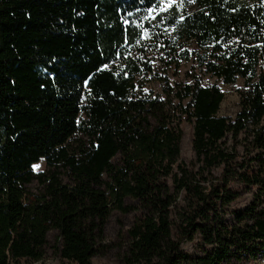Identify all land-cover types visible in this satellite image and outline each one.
Wrapping results in <instances>:
<instances>
[{
  "label": "trees",
  "instance_id": "obj_1",
  "mask_svg": "<svg viewBox=\"0 0 264 264\" xmlns=\"http://www.w3.org/2000/svg\"><path fill=\"white\" fill-rule=\"evenodd\" d=\"M193 2L0 0V264H264V0Z\"/></svg>",
  "mask_w": 264,
  "mask_h": 264
},
{
  "label": "rangeland",
  "instance_id": "obj_2",
  "mask_svg": "<svg viewBox=\"0 0 264 264\" xmlns=\"http://www.w3.org/2000/svg\"><path fill=\"white\" fill-rule=\"evenodd\" d=\"M176 8L179 12H182L185 9L192 10L194 8V2H189V0H174L171 7H166L163 12L160 11L159 7L156 8V11H154L151 15L147 13L145 19L143 22L139 24L140 28L144 30V35L147 36L150 33V30L152 27H147V24H153L155 23V18L158 13H165L168 10ZM151 56V55H150ZM157 62V61H155ZM188 70H193L190 64H184L181 68V74L180 79L185 78L186 72ZM202 78V83L204 85H211V84H217L221 90L224 92L225 98L221 104V109L219 114L223 116H227L230 118H234L237 112L240 108V93L245 88V84L243 80L239 79L235 84H225L222 81L216 80L215 77L211 75H206L203 72L199 73ZM185 136L183 141V149H182V160L183 161H190L193 159V151L191 146V139H192V133L193 128L192 124L188 121H186L183 124ZM47 161L45 158L41 159L38 163L34 164L33 169L35 172H41L47 169ZM32 189H35V185H33ZM252 199L251 193L246 194L245 197H243L242 200H240L239 205L241 207H244L247 205ZM132 215H120L116 214L108 229V242L109 245L115 246L119 243L120 238L119 234L120 232L124 231L130 224ZM124 236V235H123ZM185 249L189 251L190 253L195 252V246L192 243H186ZM96 264H125L124 260L115 253V250L112 251L110 254H107L105 256H102L95 260ZM21 264H30L26 261H22ZM47 264H60L59 260L51 253H49V256L47 258Z\"/></svg>",
  "mask_w": 264,
  "mask_h": 264
},
{
  "label": "snow or ice",
  "instance_id": "obj_3",
  "mask_svg": "<svg viewBox=\"0 0 264 264\" xmlns=\"http://www.w3.org/2000/svg\"><path fill=\"white\" fill-rule=\"evenodd\" d=\"M173 2L174 0H157L156 5L147 9L148 14L151 15L154 11H156L157 5L159 6L160 11L163 12L166 7H171ZM189 2H192V0H189ZM137 11H139V9H137ZM181 19H183V17H181ZM104 67L107 68V65Z\"/></svg>",
  "mask_w": 264,
  "mask_h": 264
}]
</instances>
